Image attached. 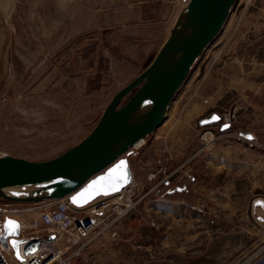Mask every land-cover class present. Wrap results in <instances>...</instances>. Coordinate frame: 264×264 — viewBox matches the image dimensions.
I'll return each mask as SVG.
<instances>
[{
	"label": "rangeland",
	"instance_id": "374dc122",
	"mask_svg": "<svg viewBox=\"0 0 264 264\" xmlns=\"http://www.w3.org/2000/svg\"><path fill=\"white\" fill-rule=\"evenodd\" d=\"M188 2L0 0V154L43 161L78 144L114 95L153 61ZM213 115L221 120L201 124ZM223 150L234 167L246 156L250 169L257 161L264 165V0L236 1L166 121L126 157L137 185L128 216L79 241L44 214V203L0 199V207L34 208L11 218L25 225L26 237L63 234L53 248L67 264H264V225L248 229L241 219L255 199H264V184L250 194L236 185L231 198L219 186L208 191L209 155L222 157ZM193 176L205 181L195 196ZM182 185L186 192L177 191ZM194 198L204 207L173 203ZM227 200L244 209L230 215ZM214 201L221 213L209 223L205 206Z\"/></svg>",
	"mask_w": 264,
	"mask_h": 264
},
{
	"label": "water",
	"instance_id": "95a60500",
	"mask_svg": "<svg viewBox=\"0 0 264 264\" xmlns=\"http://www.w3.org/2000/svg\"><path fill=\"white\" fill-rule=\"evenodd\" d=\"M236 1L189 0L153 61L114 95L93 130L75 146L43 161L0 154V199L36 204L68 198L75 208H85L130 185L134 178L126 157L139 141H144L166 121L180 87L222 31ZM220 120L218 115H213L201 124L210 125ZM121 162L128 179L119 190H114L111 185L124 171L120 168ZM252 214L264 225L263 198L254 200ZM9 221L18 225V229L10 228ZM0 238L20 259L17 253L24 241L21 223L7 218ZM13 241L17 248L13 247Z\"/></svg>",
	"mask_w": 264,
	"mask_h": 264
},
{
	"label": "built area",
	"instance_id": "2783aa9c",
	"mask_svg": "<svg viewBox=\"0 0 264 264\" xmlns=\"http://www.w3.org/2000/svg\"><path fill=\"white\" fill-rule=\"evenodd\" d=\"M155 178L152 175L150 179ZM137 185L131 183L116 195L111 197H101L95 201L90 207L75 208L68 200L61 199L57 201L42 202L46 215L54 216L55 224L64 234H68L81 241L95 233L100 226H104V230L113 227L120 219L128 216L136 207L135 190ZM34 209V208H33ZM32 209V210H33ZM38 209V208H37ZM31 209H13L10 206L0 207V237L5 220L11 218L13 212L26 213ZM31 210V211H32ZM113 217L111 220L109 218ZM110 221V222H109ZM108 222V223H107ZM117 233H113L116 236ZM24 241L19 246V257H16L11 246L5 247L0 238V264H12L9 260L11 250L16 264H67L62 259V255L57 251H52L48 255L45 248L46 241L51 238L41 236H22Z\"/></svg>",
	"mask_w": 264,
	"mask_h": 264
},
{
	"label": "crops",
	"instance_id": "0c3cea01",
	"mask_svg": "<svg viewBox=\"0 0 264 264\" xmlns=\"http://www.w3.org/2000/svg\"><path fill=\"white\" fill-rule=\"evenodd\" d=\"M104 109L102 110L101 115H102ZM97 112L98 111H93L92 117ZM101 115H100V117H101ZM98 119H100V118H98ZM98 121L99 120H97L96 122H98ZM93 127H95V125ZM222 152H223L222 157H220L216 154L215 155L214 154L209 155L210 164L214 168L211 170L212 178H210V180L208 182L209 187H210L208 189L209 192H212V193L216 192L218 190L217 186H219L220 187L219 189H222L224 192L229 191L230 192L229 198H231V196L235 192L239 191V188H237L236 185L245 186L241 191H244L245 193H249V194L254 193V192H259V190H261L263 188L262 187L264 184V165H263V162L257 161L256 163H252L251 166H253V167L250 169V167H249L250 164L247 162L248 156H246L244 158V160L246 162L241 163L239 168H237V167H234L233 164L229 163V160L232 159L231 153L229 151L227 152L225 150H223ZM233 168H234V170H233ZM233 171H235L234 174H233ZM132 173H133V178H134V172L132 171ZM218 176H226V177L231 176L232 180H229V181L225 182L224 184H217V181H218L217 177ZM192 178L193 179L189 180V184H191L192 192H194V196H195V193L202 190V188H203V190H205V188L203 186V185H205V181L202 180L201 176H198V177L193 176ZM223 185H224V187H223ZM187 189H188V187H185V185L177 187V191H180L181 193L186 192ZM249 197H250V195L246 194L245 200H248ZM251 197H252V195H251ZM258 197H260V196H258ZM169 201H170L169 199H162V202L168 203ZM229 201L230 200H227V202L224 203L225 207H223V208H227V207L230 208V210H231L229 212L230 215L231 214L232 215L237 214L239 212V210L241 212L242 209H244L243 204L240 205L239 203H234L232 201L231 202H229ZM177 202L178 203H186L187 202L188 203L187 205L189 207L196 209V210H200V208L204 207V206H202V204H204V202H201L200 198H198V199L194 198L191 202H190V200L186 201L184 199L173 201V203H177ZM161 204H164V203H161ZM178 206H180V205H178ZM205 207H207L206 208L207 212H204V214L209 215V219H210L209 223H211L212 221L216 222V221H214L215 219H213L212 217H216L218 214L221 213L220 211L217 210V207H218L217 201H214V205H211V203L209 202V205L205 206ZM248 208H249V206L247 207V209ZM249 209H250L249 211L247 210V212L242 214L241 219L244 222V226L248 229H250V228L253 230L259 229V226H261V224L258 223L254 219L253 214H252L253 203ZM21 224H22V233H23V229L25 228V225L22 222H21ZM212 233H213V231H212ZM22 236H26V235L23 233ZM61 236H63V234ZM60 238L61 237L59 236V238L56 239V241L61 240L59 242H62V239H60Z\"/></svg>",
	"mask_w": 264,
	"mask_h": 264
},
{
	"label": "bare ground",
	"instance_id": "6f19581e",
	"mask_svg": "<svg viewBox=\"0 0 264 264\" xmlns=\"http://www.w3.org/2000/svg\"><path fill=\"white\" fill-rule=\"evenodd\" d=\"M143 145H144V141H139L136 145H135V147L133 148V149H140V148H142L143 147ZM133 182H134V179H133ZM132 182V183H133ZM57 201V200H56ZM92 205V204H91ZM90 205V206H91ZM90 206H88V207H90ZM86 208V207H85ZM13 215H15V214H17V212H13L12 213ZM18 217V216H17ZM19 218V217H18ZM53 220H55L56 218L53 216V218H52ZM19 220V219H18ZM47 220L50 222L51 221V219L50 218H47ZM21 231H22V224H21ZM23 237H25L26 238V236H23ZM63 236H61V238L60 239H62L63 240ZM59 241H61V240H52V239H49V240H47L46 241V244H45V248L51 253L52 252V250L54 249V251L56 250L55 248H53L54 247V245H56ZM63 242V241H62ZM52 244H53V246H52ZM59 244H60V242H59ZM64 244V243H63ZM51 249H50V248ZM7 252L8 253H10V258H9V260L11 261V263L12 264H16L17 263V261L13 258V255H12V252H11V250L10 249H8L7 250ZM50 253H48V255L50 254Z\"/></svg>",
	"mask_w": 264,
	"mask_h": 264
},
{
	"label": "snow or ice",
	"instance_id": "6c2138e0",
	"mask_svg": "<svg viewBox=\"0 0 264 264\" xmlns=\"http://www.w3.org/2000/svg\"><path fill=\"white\" fill-rule=\"evenodd\" d=\"M249 139H251V137H249ZM120 168L124 169V171L121 173L120 177L116 180V182L113 185H111V188L114 189V190H119V187L124 183L125 180L128 179L127 170L124 168L123 162H121ZM117 171H119V169H117ZM105 194H107V193H105ZM73 202L75 203L76 200L74 199ZM8 225L12 229H18V225L14 224L11 221L8 222ZM9 234H11V232H9ZM13 247L14 248L18 247V245L16 244L15 241H13ZM17 255L19 256V253H17Z\"/></svg>",
	"mask_w": 264,
	"mask_h": 264
}]
</instances>
